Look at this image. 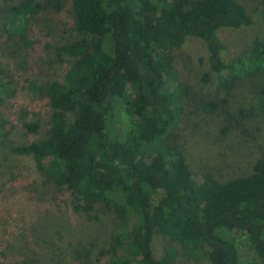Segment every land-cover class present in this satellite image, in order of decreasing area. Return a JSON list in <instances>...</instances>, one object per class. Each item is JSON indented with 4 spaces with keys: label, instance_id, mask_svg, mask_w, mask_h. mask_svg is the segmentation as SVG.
<instances>
[{
    "label": "trees",
    "instance_id": "16d2710c",
    "mask_svg": "<svg viewBox=\"0 0 264 264\" xmlns=\"http://www.w3.org/2000/svg\"><path fill=\"white\" fill-rule=\"evenodd\" d=\"M3 2V30L29 45L26 33L40 3ZM46 5L55 11L69 5L76 36L59 48L66 55L61 78L29 84L50 100L47 135L11 150L29 155L42 184L61 192L73 211H109V239L97 253L109 256L110 264H174L173 245L160 257L153 254L152 238L160 233L193 260L264 264V154L249 172L219 180L212 172L196 174L171 132L185 89L177 83L173 50L189 38L203 42L209 70L226 94L238 80L264 77V40L253 41L238 57L224 58L219 31L251 24L245 5L238 0H46ZM261 82L250 109L264 121ZM13 93V80L0 67V102ZM117 103L129 120L121 138L109 123ZM217 106L203 104L207 111ZM5 125L0 112L2 137L8 133ZM25 127L36 131L38 124ZM30 184L29 192L38 191ZM240 243L250 248L249 256ZM89 244L80 252L83 259L94 254L95 244ZM29 245L33 250L34 243Z\"/></svg>",
    "mask_w": 264,
    "mask_h": 264
},
{
    "label": "rangeland",
    "instance_id": "374dc122",
    "mask_svg": "<svg viewBox=\"0 0 264 264\" xmlns=\"http://www.w3.org/2000/svg\"><path fill=\"white\" fill-rule=\"evenodd\" d=\"M3 1L16 4L20 0H0V67L13 80L14 90L0 102L1 118L6 121L4 128L8 131L6 136H0V262L24 259L40 264H82L80 261L110 264L109 256L97 253L101 245L107 246L109 211L98 209L90 214L73 211L61 192L42 184L45 180L38 175L29 155L11 150L12 146L47 135L50 100L47 94L43 95L44 90L33 91L29 84L43 86L61 78L66 55L59 48L76 36L69 5L55 11L46 5V0H36L41 7L26 33L30 44L25 45L19 36L8 38L9 34L3 30L7 22ZM238 1L245 5L252 22L219 31L226 46V60L250 51L253 41L264 40V0ZM173 55L177 83L185 86L181 95L183 105L171 130L173 143L183 150L196 174L212 172L219 180H228L249 172L255 159L264 154V121L259 111L250 109L252 98L260 94L259 85L264 77L247 79L241 84L238 80L226 94L217 87L216 75L209 70L200 39L189 38L173 50ZM205 74H208L206 81ZM223 98L226 102L221 104ZM206 102L219 106L207 111L203 108ZM26 123L38 124L37 130L30 131ZM109 123L113 134L121 138L129 120L118 103ZM222 127L229 130L223 133ZM26 184L38 191L29 192ZM26 232L30 233L31 241ZM90 242L95 244L91 246L94 254L83 259L80 252L83 255ZM30 243H34L33 250ZM171 245L176 250L174 264H209L193 260L180 244L168 241L160 233L154 234L151 248L155 257L164 255ZM239 248L246 252V257L251 253L245 243H240Z\"/></svg>",
    "mask_w": 264,
    "mask_h": 264
}]
</instances>
